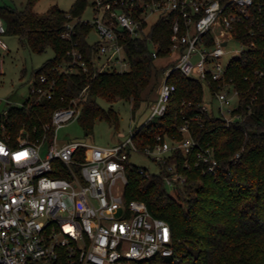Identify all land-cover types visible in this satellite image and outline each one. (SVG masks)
<instances>
[{
	"label": "built area",
	"instance_id": "obj_1",
	"mask_svg": "<svg viewBox=\"0 0 264 264\" xmlns=\"http://www.w3.org/2000/svg\"><path fill=\"white\" fill-rule=\"evenodd\" d=\"M92 9L91 19L68 14L71 20L61 35L72 42L71 59L60 63L59 71L87 70L74 40L76 23L89 25L98 33L92 58L97 71H126L130 63L121 43L123 32L139 36V25L151 15L171 13L174 64L163 73L146 122L165 113L176 90L175 83L168 80L174 69L204 83L205 91L213 97L201 104L200 111L214 110L226 126L241 122L251 112L252 101L245 113L239 110V91L226 79L232 58L224 66L219 58L230 40L243 49L254 45L235 38L237 26L249 27L250 33L255 26L263 31V1L93 0ZM4 33L0 17V46L6 48ZM152 50L157 57L158 48ZM55 85L53 76L40 73L32 77L30 93L37 100L51 98ZM79 109L77 100L55 108L50 121L43 124L42 135L35 139L23 129L13 140L10 136L0 138V264H191L189 254L177 248L168 221L152 215L143 201L125 198L126 167L132 165L131 153H142L158 162V173L164 168V181L174 189L187 176L176 162L169 163L170 157L180 150L186 168L194 162L203 174L216 176L220 163L215 147L194 137L189 118L177 125L180 136L157 133L150 142L136 138L141 126L124 142L111 146L81 139L57 144L55 130ZM198 117L196 113L194 119ZM44 141L49 142V148L42 156L39 149ZM238 156L237 152L232 159ZM136 167L146 176L154 174Z\"/></svg>",
	"mask_w": 264,
	"mask_h": 264
},
{
	"label": "trees",
	"instance_id": "obj_2",
	"mask_svg": "<svg viewBox=\"0 0 264 264\" xmlns=\"http://www.w3.org/2000/svg\"><path fill=\"white\" fill-rule=\"evenodd\" d=\"M37 1L26 0L21 9L0 4V17L5 33L18 36L23 46L38 53L53 49V56L34 69L31 77L46 73L55 78L56 85L51 98L37 100L30 93L22 106H10L0 116V138L10 136L13 140L21 129L31 139L40 137L53 110L72 100L82 104L79 121L88 134L96 117L117 119L115 112L96 102L97 97L109 102L129 100L133 106L157 97L164 71L174 64L173 59L164 65L155 62L157 57L172 55L173 14L160 15L150 25L143 21L139 36L123 32L121 43L130 63L126 71H97L92 58L98 42L87 40L92 27L76 23L74 40L87 70L80 67L62 72L58 65L70 61L72 42L61 34L71 20L68 14L81 17L87 0H75L69 11L52 4L40 13L33 9ZM237 27L235 38L254 45L232 57L226 79L239 91V110L245 113L252 101L251 112L241 122L226 126L213 109L211 113L200 111L201 104L213 97L205 91L204 83L174 69L168 80L175 83L176 90L165 113L148 120L136 133L142 142L152 141L157 133L180 136L177 125L189 118L194 137L215 147L218 174H203L194 162L186 168L185 156L178 150L169 163L176 162L187 178L170 193L163 167L160 173L149 176L139 173L136 165L127 163L126 167L125 198L143 201L152 215L167 220L177 248L189 254L191 264H264V29L255 26L250 33L243 24ZM153 46L158 48L157 57L153 56ZM196 113L199 117L194 119ZM237 152L239 156L232 159Z\"/></svg>",
	"mask_w": 264,
	"mask_h": 264
},
{
	"label": "rangeland",
	"instance_id": "obj_3",
	"mask_svg": "<svg viewBox=\"0 0 264 264\" xmlns=\"http://www.w3.org/2000/svg\"><path fill=\"white\" fill-rule=\"evenodd\" d=\"M75 0H38L33 9L36 12H44L52 4H57L61 9L69 11ZM92 1L87 0V6L81 17L91 19L93 16ZM26 0H0V4L9 5L18 9L25 6ZM158 14H153L148 19V24L153 23ZM6 48L0 46V116L3 115L10 106H22L30 96L32 87L31 73L38 68L46 59L53 56L54 52L48 47L44 52L38 53L30 50L20 43L18 36L4 33L2 35ZM99 36L96 29L92 28L87 35L90 43L96 42ZM244 47L230 40L226 47V52L219 58L223 66ZM174 54L167 57H157L156 64L164 65L173 59ZM195 61V60H194ZM156 95V93H155ZM156 96L150 100L142 101L138 106H133L129 100L118 99L109 102L101 97L96 98V102L106 111L115 112L117 119L109 120L104 116H98L94 120L91 132L85 134V130L80 124L82 104L77 115L58 127L54 134L57 144H62L73 139H81L100 146H111L120 144L129 137L132 131L141 127L150 114V104L154 102ZM49 142L44 141L40 146V154L43 156L48 151ZM132 165L145 167L150 173H158L160 166L158 162L151 160L148 156L133 152L129 156ZM167 191L173 193L171 184H166Z\"/></svg>",
	"mask_w": 264,
	"mask_h": 264
}]
</instances>
